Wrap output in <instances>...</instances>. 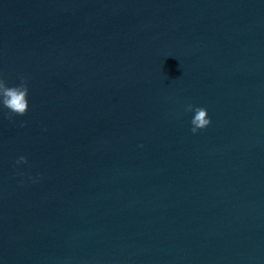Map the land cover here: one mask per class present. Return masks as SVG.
<instances>
[{
	"label": "water",
	"instance_id": "obj_1",
	"mask_svg": "<svg viewBox=\"0 0 264 264\" xmlns=\"http://www.w3.org/2000/svg\"><path fill=\"white\" fill-rule=\"evenodd\" d=\"M0 77V264H264V0H0Z\"/></svg>",
	"mask_w": 264,
	"mask_h": 264
},
{
	"label": "clouds",
	"instance_id": "obj_2",
	"mask_svg": "<svg viewBox=\"0 0 264 264\" xmlns=\"http://www.w3.org/2000/svg\"><path fill=\"white\" fill-rule=\"evenodd\" d=\"M28 87L26 80L21 77V82L18 85L7 86L5 80L0 77V106L9 110L10 114L23 116L28 110ZM187 111H194V115L191 118V132L195 134L198 129L205 128L210 123L207 110L201 106H193L188 104ZM23 121L21 126H23ZM27 163L24 156H20L17 163Z\"/></svg>",
	"mask_w": 264,
	"mask_h": 264
}]
</instances>
